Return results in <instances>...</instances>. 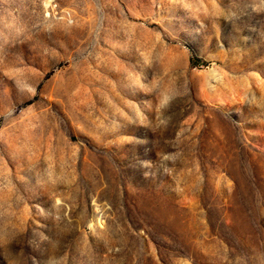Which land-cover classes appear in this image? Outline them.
Returning <instances> with one entry per match:
<instances>
[{
  "label": "rangeland",
  "instance_id": "obj_1",
  "mask_svg": "<svg viewBox=\"0 0 264 264\" xmlns=\"http://www.w3.org/2000/svg\"><path fill=\"white\" fill-rule=\"evenodd\" d=\"M0 264H264V0H0Z\"/></svg>",
  "mask_w": 264,
  "mask_h": 264
}]
</instances>
